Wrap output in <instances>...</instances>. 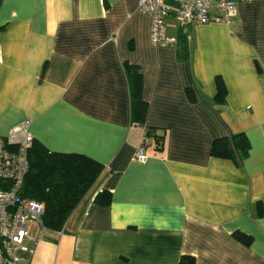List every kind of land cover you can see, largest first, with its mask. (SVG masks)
Instances as JSON below:
<instances>
[{"label":"crops","instance_id":"crops-1","mask_svg":"<svg viewBox=\"0 0 264 264\" xmlns=\"http://www.w3.org/2000/svg\"><path fill=\"white\" fill-rule=\"evenodd\" d=\"M137 2L0 0V135L28 119L47 150L103 165L61 231L26 241L22 264H264V0L187 37L171 14L176 42L162 46ZM125 63L141 74L144 123L160 136H147L144 161L133 159L145 129L131 121ZM217 138L231 157L211 154ZM101 190L108 205L95 201Z\"/></svg>","mask_w":264,"mask_h":264},{"label":"built area","instance_id":"built-area-1","mask_svg":"<svg viewBox=\"0 0 264 264\" xmlns=\"http://www.w3.org/2000/svg\"><path fill=\"white\" fill-rule=\"evenodd\" d=\"M245 0H138L137 8L150 20V43L169 45L176 37L167 33L166 18L174 16L177 28L187 37L192 25L229 24L236 15V4ZM30 120H23L0 135V264H22L33 252L26 241L36 242L43 227L41 203L20 196L28 169V150L33 136ZM145 131L133 159L144 161ZM22 254H25L24 256Z\"/></svg>","mask_w":264,"mask_h":264},{"label":"trees","instance_id":"trees-1","mask_svg":"<svg viewBox=\"0 0 264 264\" xmlns=\"http://www.w3.org/2000/svg\"><path fill=\"white\" fill-rule=\"evenodd\" d=\"M183 55L186 46L181 45ZM125 75L130 93L131 121L143 126L146 136L154 139L157 145L160 136L155 129L145 126L147 103L141 97L142 80L137 66L124 64ZM216 94L214 101L222 104L225 97V86L222 80L215 78ZM234 147L244 156L247 153L248 141L243 133L232 136ZM210 152L213 156L229 158L232 148L225 138H217L212 142ZM103 169V165L93 158L79 153H58L47 150L33 139L28 150V169L24 177L20 196L35 200L42 204L43 227L53 231H61L63 226L87 191L91 188ZM111 194L107 190L97 193L95 201L100 205H108ZM261 212L258 211V214ZM233 238L244 245H249L251 237L236 230ZM177 264H195L191 255H181Z\"/></svg>","mask_w":264,"mask_h":264}]
</instances>
